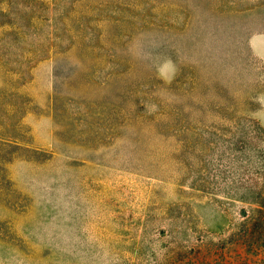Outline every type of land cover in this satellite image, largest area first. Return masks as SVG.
I'll use <instances>...</instances> for the list:
<instances>
[{
  "label": "rangeland",
  "instance_id": "rangeland-1",
  "mask_svg": "<svg viewBox=\"0 0 264 264\" xmlns=\"http://www.w3.org/2000/svg\"><path fill=\"white\" fill-rule=\"evenodd\" d=\"M0 264H264V0H0Z\"/></svg>",
  "mask_w": 264,
  "mask_h": 264
}]
</instances>
